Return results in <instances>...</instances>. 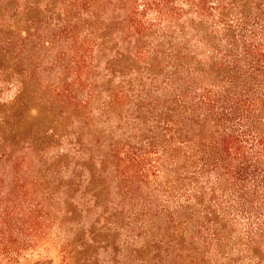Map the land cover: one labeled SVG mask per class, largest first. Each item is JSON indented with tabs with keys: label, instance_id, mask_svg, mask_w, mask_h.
Returning a JSON list of instances; mask_svg holds the SVG:
<instances>
[{
	"label": "trees",
	"instance_id": "obj_1",
	"mask_svg": "<svg viewBox=\"0 0 264 264\" xmlns=\"http://www.w3.org/2000/svg\"><path fill=\"white\" fill-rule=\"evenodd\" d=\"M8 1L13 0H0V15ZM55 1L59 12L52 17L60 21L59 35L72 37L66 72L73 78L53 85L64 103L87 107L92 101L99 85L85 78L94 67L92 53L105 51L108 37H91L109 26L115 56L143 62L152 83L146 87L139 79L138 84L123 81L115 89H103L106 114L131 96L140 112L153 114L147 120L134 116L135 123L152 120L148 135L142 131L137 143L127 140L110 147L99 156L103 167L98 175L117 179L125 198L153 221L158 210L149 195L141 196L144 187L151 176L165 177L167 164L172 171L179 165V227L192 232L194 222L204 247L222 261L213 264H264V0ZM150 12L155 21L147 19ZM174 18H179V48L171 41L144 40L145 31ZM100 20L105 26L99 29ZM81 27L86 28L82 40L76 33ZM46 44L54 43L48 39ZM176 47L179 63H172ZM162 60H168L162 80L165 93L157 83L161 74L156 67ZM107 70L113 75L114 70ZM74 83L84 86L83 101H77ZM169 99L176 102L174 107L167 105ZM22 160L12 166L11 179L0 180V264L37 244L51 218L41 201L31 199L35 189L19 173L24 156ZM106 164L114 167L112 174ZM179 261L200 264L182 244Z\"/></svg>",
	"mask_w": 264,
	"mask_h": 264
},
{
	"label": "rangeland",
	"instance_id": "obj_2",
	"mask_svg": "<svg viewBox=\"0 0 264 264\" xmlns=\"http://www.w3.org/2000/svg\"><path fill=\"white\" fill-rule=\"evenodd\" d=\"M58 5L55 0H13L1 9L0 180L11 179L15 174L12 166L24 156L19 173L35 189L31 199L41 201L44 209L51 212L50 220L43 225L46 234L5 264H182L179 244L188 248L200 264L216 263V256L204 247L202 234L196 233L193 221L192 232L184 231L183 225L179 227V165L172 171L167 164L165 177L151 176L144 187L141 196L149 195L158 210L153 221L142 215L146 210L132 206L117 188V179L109 175L113 166L106 164L107 179L98 175L99 156L110 147L127 140L137 143L142 131L148 135L152 120L135 123L134 116L139 114L147 120L153 114L140 112L132 96L117 111L106 114L103 102L107 92L103 89H115L123 81L138 84L139 79L146 87L152 83L145 77L143 62L130 58L120 61L115 56L117 48L109 26L91 37L93 40L107 33L109 40L105 51L95 49L92 53L94 67L85 78L99 85L92 101L87 107L64 103L53 85H65L73 78L66 72L72 37L59 35L60 21L52 17L59 12ZM155 18L154 13H148V20ZM100 21L99 29L105 26V20ZM178 25L179 18L164 20L145 31L144 40L153 44L171 41L179 48ZM76 33L82 40L86 28ZM48 39L54 44H46ZM178 48L172 63H179ZM167 61L162 60L156 67L161 74L157 83L160 90L165 88L164 93L167 87L162 80ZM107 68L114 70L113 75ZM73 86L77 101H83L84 86ZM174 103L167 101L170 107ZM125 115H129L128 119L121 118ZM167 188L172 193H167Z\"/></svg>",
	"mask_w": 264,
	"mask_h": 264
}]
</instances>
